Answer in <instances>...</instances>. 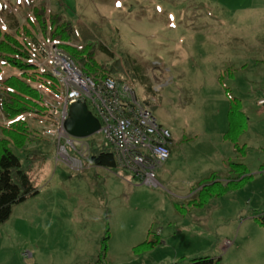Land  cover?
<instances>
[{
	"label": "rangeland",
	"instance_id": "374dc122",
	"mask_svg": "<svg viewBox=\"0 0 264 264\" xmlns=\"http://www.w3.org/2000/svg\"><path fill=\"white\" fill-rule=\"evenodd\" d=\"M30 4L69 22L76 36L63 43L45 37L29 23ZM0 31L22 40L38 61L54 41L81 70L61 45L88 50L99 75L132 81L138 100L172 135L169 159L156 172L160 185L151 187L122 167L89 164L87 156L105 144L98 133L83 149L66 147L86 156L82 168L57 163L60 145L42 133L36 103L21 115L28 142L12 149L38 193L14 204L0 224V264H187L203 257L264 264V227L256 221L264 212V106L256 104L264 95V0H0ZM34 65L38 73H27L38 84L50 63ZM10 75L21 73L0 62V81ZM231 98L249 120L238 139L245 156L235 162L252 176L189 206L211 173L228 175L225 163L235 153L222 136ZM7 124L0 110V134Z\"/></svg>",
	"mask_w": 264,
	"mask_h": 264
},
{
	"label": "built area",
	"instance_id": "2783aa9c",
	"mask_svg": "<svg viewBox=\"0 0 264 264\" xmlns=\"http://www.w3.org/2000/svg\"><path fill=\"white\" fill-rule=\"evenodd\" d=\"M45 53L46 58L42 61L31 57L29 63L41 68L48 61L50 66L48 70L41 71V75L48 73L54 87L48 79L37 80L38 84L30 82V85L39 93V104L43 108L42 112H38L40 117L45 118L42 133L52 143L60 145L58 157H55L57 163L79 169L84 163L82 159L86 160V156L74 157L66 150L68 146L70 151L86 146L85 138L72 137L65 129L69 105L83 101L98 120L99 130L96 133L110 147L116 166L126 169L135 181L151 187L159 186L156 172L170 155L171 133L158 122L151 106L138 100L132 81L111 74L84 75L74 60L54 41ZM42 91L45 93L42 94ZM256 104L264 106V95ZM87 160L92 164L90 154Z\"/></svg>",
	"mask_w": 264,
	"mask_h": 264
},
{
	"label": "trees",
	"instance_id": "16d2710c",
	"mask_svg": "<svg viewBox=\"0 0 264 264\" xmlns=\"http://www.w3.org/2000/svg\"><path fill=\"white\" fill-rule=\"evenodd\" d=\"M30 6L33 5L30 4ZM31 10L32 15L29 23L33 28L41 31L45 37L63 43V41H68L76 36V30L69 22L65 20L60 22L57 14H47L44 5H34ZM25 33L30 35L28 30H25ZM61 46L80 63L82 72L88 75L102 76L99 75L97 69L99 67L88 50L82 48L78 50L69 44ZM98 48L112 56L111 51L105 45L100 43ZM82 55H85V59ZM31 57V50L25 46L22 40L10 33L0 31V62L16 68L21 73V75H10L0 81L2 87L0 110L8 121L7 125L1 127L0 134V224L8 219L14 204L38 193V189L32 183L29 174L22 168L19 157L12 149H23L30 135L24 119L18 117L39 107L36 104H39L40 101L39 93L30 85L32 75L27 73V71L36 72L35 67L29 63ZM102 70L105 71V69ZM44 75L50 81V85L54 87L51 76L48 73H44ZM226 116L227 128L222 137L232 144L236 154L243 156L245 146H240L238 139L246 129L249 120L242 110L240 100L236 98L229 100ZM90 158L93 165L109 168L116 166L113 152L107 144L101 148H94ZM227 166L228 175L223 180H220L218 175L213 172L205 178L204 182L198 184L200 188L194 192L193 200H188L189 206L202 205L212 196L240 188L252 176L242 162L229 161ZM260 169L264 170V164L260 166ZM190 202L193 203L190 205ZM256 221L264 227V212L256 217ZM187 264H219V261L203 257L193 259Z\"/></svg>",
	"mask_w": 264,
	"mask_h": 264
},
{
	"label": "water",
	"instance_id": "95a60500",
	"mask_svg": "<svg viewBox=\"0 0 264 264\" xmlns=\"http://www.w3.org/2000/svg\"><path fill=\"white\" fill-rule=\"evenodd\" d=\"M65 129L72 137L86 138L99 130V122L87 109L85 102L76 101L69 105Z\"/></svg>",
	"mask_w": 264,
	"mask_h": 264
},
{
	"label": "crops",
	"instance_id": "0c3cea01",
	"mask_svg": "<svg viewBox=\"0 0 264 264\" xmlns=\"http://www.w3.org/2000/svg\"><path fill=\"white\" fill-rule=\"evenodd\" d=\"M244 111V110H243ZM224 133V132H223ZM171 137H172V135H171ZM226 141V140H225ZM229 142V141H228ZM172 144V138H171V143H170V145ZM232 150H233V146H232ZM233 152H234V150H233ZM235 153V152H234ZM170 156V155H169ZM245 156V153H244V155L243 156H238L236 153H235V155L233 156V158H227V160H226V163H225V165H226V171H227V169H228V166H227V164H228V162L229 161H238V160H240V161H242V158ZM238 158H240V159H238ZM168 159H169V157H168ZM167 159V160H168ZM166 160V161H167ZM166 161L164 162V163H166ZM225 171V172H226ZM264 170H262L261 172H263Z\"/></svg>",
	"mask_w": 264,
	"mask_h": 264
}]
</instances>
